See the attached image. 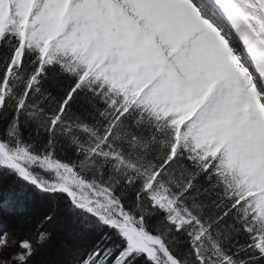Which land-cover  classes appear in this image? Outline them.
<instances>
[{
    "label": "snow or ice",
    "instance_id": "1",
    "mask_svg": "<svg viewBox=\"0 0 264 264\" xmlns=\"http://www.w3.org/2000/svg\"><path fill=\"white\" fill-rule=\"evenodd\" d=\"M0 264H264V0H0Z\"/></svg>",
    "mask_w": 264,
    "mask_h": 264
}]
</instances>
